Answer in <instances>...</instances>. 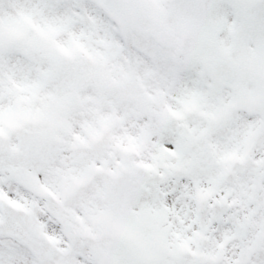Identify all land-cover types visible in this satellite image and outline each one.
Returning <instances> with one entry per match:
<instances>
[{"label":"snow or ice","instance_id":"snow-or-ice-1","mask_svg":"<svg viewBox=\"0 0 264 264\" xmlns=\"http://www.w3.org/2000/svg\"><path fill=\"white\" fill-rule=\"evenodd\" d=\"M0 264H264V0H0Z\"/></svg>","mask_w":264,"mask_h":264}]
</instances>
